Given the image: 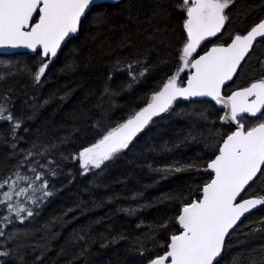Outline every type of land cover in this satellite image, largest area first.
<instances>
[{
  "label": "snow or ice",
  "instance_id": "6c2138e0",
  "mask_svg": "<svg viewBox=\"0 0 264 264\" xmlns=\"http://www.w3.org/2000/svg\"><path fill=\"white\" fill-rule=\"evenodd\" d=\"M235 4L236 0H176L171 7L179 13L182 21L175 71L155 86L156 90L146 98L143 107L131 110L115 126L102 127V122L107 118L105 105L114 107L113 101L122 91L111 87L115 75L126 73V87L130 89L152 67L148 58L139 52L131 57H116L109 65L105 83L93 106L100 113V118L93 123L99 138L82 146L78 154L72 157L78 160L82 175H98L107 168L106 162H114L125 150L134 146L139 135L144 133L150 123H155L154 117L164 120L174 114H183V109L176 113L175 105L178 103L187 101L195 110L198 102L192 98H210L200 102H214L220 106L218 111L223 113L218 117L222 122L221 128H216V121H211L215 130H208L207 139L210 142L204 145L208 155L204 171L210 179L202 186H197L195 198L191 189L187 195L181 193L164 196L162 199L177 205L176 214L158 226H149L151 230L143 239L137 237L133 241L138 255L142 258L150 257L147 264H221L224 252L232 247L227 241L245 214L264 207V195H248L249 190H253L256 185L264 192V60H260L259 78L249 80L247 86L237 85L229 89V85L238 79L244 65L256 51V44L264 42V18L245 29L243 34L233 35L227 28V22ZM134 6L131 0H112L111 3L108 0H0V48L28 49L36 58L33 64L9 63L7 70L0 71V81L25 73L35 84H41L53 58L58 57L62 51V46L84 33L80 43L66 54L71 59L60 69L61 72L73 71L79 63L80 49L87 46L89 40L95 41L100 30L114 25L122 14L127 12V20L131 21ZM162 12L163 7H158L153 16H161ZM154 38L148 37L150 40ZM207 44L212 46L206 48ZM130 47V37L125 34L121 43L111 49L109 55L117 49ZM8 92L0 98V123L8 125L13 153L19 155L20 159L11 173L15 179L6 177L0 181V190L7 187V191L0 192V205L7 211V215L0 217V221L5 225H15L16 221L23 224L40 215L42 207L53 195L49 190V180L57 176L59 166L55 161L47 159L56 145L38 148L33 143L29 148L15 152L19 141L23 139L18 134L23 119L14 115V100L10 95L12 89ZM197 114L208 121L206 111ZM246 119H255L257 122H242ZM24 131L28 129L24 128ZM198 135L203 137L204 133ZM195 140L196 137L188 132L171 146L165 142L159 150L171 152ZM149 151L156 149L150 148ZM41 160L45 162L41 163ZM148 167L158 173L160 179L193 169L199 170L195 161H173L156 168L149 164ZM22 169L31 172V175L22 174ZM20 182L26 186H21ZM139 195L136 193L132 198ZM122 210L129 214L137 211L136 208ZM67 215L68 212L64 213V216ZM54 219L64 222L63 216ZM259 223L264 225V218ZM170 224L176 225L177 230L166 235L162 243L158 242V234L167 233ZM41 227L50 230L51 222ZM39 230L13 227V230L5 231L0 227V264H29L26 258L28 249L32 253L40 251V255L34 256L31 264H42L43 256L49 250L48 243L24 242ZM252 232H264V227L253 229ZM55 235L49 239H54ZM99 238L105 240L101 246L106 247L108 243H116L125 237L117 234L109 240L101 233ZM94 239L89 229L87 233L77 235L75 242L84 245L83 253ZM148 244L153 247H147ZM161 249L163 254L153 255ZM242 256V253L233 255L230 264H242ZM251 264H256L255 260ZM261 264H264V259Z\"/></svg>",
  "mask_w": 264,
  "mask_h": 264
},
{
  "label": "trees",
  "instance_id": "16d2710c",
  "mask_svg": "<svg viewBox=\"0 0 264 264\" xmlns=\"http://www.w3.org/2000/svg\"><path fill=\"white\" fill-rule=\"evenodd\" d=\"M131 2L135 5L131 10L133 19L128 21L126 12L114 25L101 29L95 41L89 40L87 46L80 49L79 63L73 71L61 72L60 69L71 59L66 54L74 45L80 43L84 33L63 46L58 57L50 64L41 84H35L25 73L0 81V98L9 94L8 90L12 89L10 95L14 100V115L23 119V126L18 130L23 139L19 141L15 152L27 149L33 143L38 148L56 145L47 157L59 166L57 176L49 180V190L53 195L42 207L40 215L23 224L16 221L15 225H5L0 221V227L5 231H11L13 227L40 229L24 242L48 243L49 250L43 256L42 264H147L150 257L142 258L138 255L133 241L137 237L143 239L151 230L149 226H158L176 214L177 205L162 198L181 193L187 195L189 189L195 198L197 186H202L210 179L209 174L204 171L208 159L204 145L210 142L207 139L208 130H215L211 121H216V128H221L218 117L222 112L218 111L213 102H200L205 99L195 100L198 102L195 110L187 101L178 103L175 109L176 113L183 109L184 113L181 115L174 114L164 120L154 117L155 123H150L130 150H125L114 162H106L108 166L103 173L95 176L92 173L82 175L78 160L72 159L82 146H87L99 138L93 123L100 118V113L93 106L97 103L105 83L109 65L116 57H131L139 52L148 58L152 67L130 89L126 87V73L115 75L111 87L122 91L115 97L114 107L105 105L107 118L102 122V127L115 126L131 110L143 107L146 98L156 90L155 86L175 71L182 21L179 13L174 12L171 7L176 0ZM161 6V16L164 18L153 16V12ZM229 15L228 30L233 35L243 33L264 17V0H236ZM121 24L124 25L123 28L120 27ZM125 34L130 37L132 47L117 49L109 55L110 50L121 43ZM149 36L155 38L150 40ZM209 46L211 44L205 47ZM255 47L256 51L244 65L238 79L229 85V89L237 85L247 86L249 80L261 75L260 60H264V42L256 44ZM35 59L33 55L24 52L0 54V71L7 70L9 63L33 64ZM201 111L208 113V121L199 117L197 113ZM242 122L254 124L257 121L246 119ZM24 128L28 131L25 132ZM188 132L196 137L195 141L182 144L171 152H160L162 144L168 142L171 146ZM199 133H204V136H199ZM12 142L8 125L0 123V181L6 177L15 179L11 173L20 157L14 155ZM150 148H155L156 151H149ZM173 161H195L199 170L193 169L160 179L159 174L148 167L149 164L153 168L163 167ZM44 162L41 160V163ZM21 171L22 174L31 175V172H24L23 169ZM2 191H7V187L0 190ZM136 193L140 195L133 199ZM248 195H264V192L256 185L253 190H249ZM141 205L145 207H140ZM125 208H136L137 211L129 214L122 210ZM69 209L73 211L69 212ZM66 212L68 215L64 216ZM6 215V208L0 205V217ZM62 216L63 223L54 219ZM262 218L264 207H259L242 218L227 241L232 247L224 252L221 264H230L231 257L237 253L243 254L242 264H251L253 260L256 264H261L264 259V251H261L264 249V232L253 233L252 230L264 227L259 223ZM46 222H51L50 230L41 227ZM89 229L90 235L95 239L94 242H89L87 250L82 253L84 245L75 242V237L82 232L87 233ZM176 230L177 226L170 224L167 233L158 234V242L162 243L166 235ZM101 233L109 240L117 234H123L125 238L102 247L105 240L99 238ZM53 234H56L55 238L49 239ZM147 247L151 248L153 245L148 244ZM27 251L29 254L26 258L31 264L34 256L40 255V251ZM155 254H163V250L154 252L153 255Z\"/></svg>",
  "mask_w": 264,
  "mask_h": 264
},
{
  "label": "water",
  "instance_id": "95a60500",
  "mask_svg": "<svg viewBox=\"0 0 264 264\" xmlns=\"http://www.w3.org/2000/svg\"><path fill=\"white\" fill-rule=\"evenodd\" d=\"M108 2L109 3H111L112 2V0H108ZM264 18V17H263ZM244 33V32H243ZM243 33H240V34H243ZM212 46V45H211ZM211 46H209V47H211ZM62 48H63V46H62ZM16 52H24V53H28V54H30L31 55V50H28V49H24V48H15V49H13V48H0V54H10V53H16ZM201 54H203V52H201ZM57 58V57H56ZM56 58H53V61L56 59ZM194 101L195 100H202V99H205V100H207V99H210V98H192ZM213 104L215 105V103L213 102ZM218 109L220 108V106L219 105H215ZM223 114V113H222ZM220 122V121H219ZM220 124H222V122H220ZM232 130H234V128L232 129ZM247 198V197H246ZM255 210V209H254ZM254 210H252V211H254ZM251 211V212H252ZM247 214H245V216H246Z\"/></svg>",
  "mask_w": 264,
  "mask_h": 264
},
{
  "label": "rangeland",
  "instance_id": "374dc122",
  "mask_svg": "<svg viewBox=\"0 0 264 264\" xmlns=\"http://www.w3.org/2000/svg\"><path fill=\"white\" fill-rule=\"evenodd\" d=\"M21 183V186H26V184L24 182H20ZM18 190V189H17ZM21 200H23V197L20 198ZM14 201H15V198H14ZM30 203V202H29Z\"/></svg>",
  "mask_w": 264,
  "mask_h": 264
}]
</instances>
